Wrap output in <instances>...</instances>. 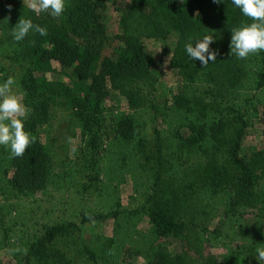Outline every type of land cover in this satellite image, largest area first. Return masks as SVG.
Segmentation results:
<instances>
[{
  "label": "trees",
  "instance_id": "16d2710c",
  "mask_svg": "<svg viewBox=\"0 0 264 264\" xmlns=\"http://www.w3.org/2000/svg\"><path fill=\"white\" fill-rule=\"evenodd\" d=\"M106 0H67L64 13L53 17L48 12L37 14L18 0L0 1V30L9 43H17L20 84L29 106L25 130L34 142L21 157L12 158L10 183L22 191L45 187L51 156L39 136V127L52 118L53 108L66 97L74 109L82 136L95 147L98 129L103 125L102 109L113 92L124 96L130 108H156L152 95L159 89L154 73L155 57L146 49L145 39L167 41L174 37L170 66L176 74L193 81L203 76L210 85L208 102L189 100L183 93L175 95L178 107L197 115L187 131L179 134V150H199L201 161L174 172L169 140L155 131L154 147L140 139L139 148L146 162L152 165L155 180L152 191L140 210L147 213L157 233L156 251L148 264H256V248L264 244V150L242 155L247 121L224 100L236 96L247 79L246 59L230 53L231 30L252 22L231 0H129L120 17L117 45L110 55L103 49L108 41ZM20 18L47 28V35L30 32L22 41H15L12 29ZM205 34L222 37L211 45L218 48L217 60L201 67L190 61L185 44ZM67 69L75 81L68 84L50 80L48 68ZM264 86V69L258 87ZM210 111L217 114L206 122ZM264 125V111H263ZM133 117L121 119L117 133L128 141L136 139ZM149 150V153H145ZM231 189L230 213L239 207L250 208L258 217L248 224L237 248L222 256L206 248L202 234L212 222V214L199 191ZM119 211L86 215L83 221L116 217ZM3 212L0 211V219ZM71 224L55 225L35 240L30 254L39 264H64L65 255L54 251L57 237L71 230ZM174 244V249L170 248ZM27 264V263H17Z\"/></svg>",
  "mask_w": 264,
  "mask_h": 264
},
{
  "label": "rangeland",
  "instance_id": "374dc122",
  "mask_svg": "<svg viewBox=\"0 0 264 264\" xmlns=\"http://www.w3.org/2000/svg\"><path fill=\"white\" fill-rule=\"evenodd\" d=\"M18 1L30 6V0ZM106 1L109 38L103 54L110 55L118 43L120 17L129 6V0ZM174 41V37L167 41L150 38L144 41L146 49L156 59L154 73L159 77V89L152 95L156 108H130L124 96L113 92L104 102L103 125L98 129L95 147L90 143V136H82L67 98H58L60 102L53 108L52 118L38 129L51 156L49 177L42 189L22 191L13 187L10 183L12 158L9 151L0 146V211L3 212L0 264H39L30 254L31 244L55 225L62 224H71V230L56 238L53 250L65 255L64 264H148L152 259L157 233L147 213L140 208L152 191L155 173L140 152L139 141L147 140L153 148L155 131L160 130L163 138L169 140L173 170L181 173L186 166L201 161L203 155L195 148L179 150V134L187 131L197 115L178 107L175 95L183 93L191 102L210 100V85L205 77L190 81L171 68ZM18 53L17 43H9L0 30V83L13 76L15 83L11 92L28 110L19 81ZM245 67L247 79L238 94L223 99L225 105H232L247 121L242 155L264 150V86L258 87L264 69V51L249 55ZM48 70L46 75L52 81L68 84L75 81L67 69L49 67ZM127 116L133 117L137 127L136 139L132 141L116 131L117 123ZM217 118V114L210 111L205 121L211 123ZM199 191L212 214L211 225L202 237L206 248L222 262V256L241 243L246 226L255 223L258 217L246 207H239L233 214L229 212L231 189L214 191L200 187ZM115 211L120 212L116 217L83 221L86 215ZM14 248L27 251L13 253L10 250ZM170 248L174 249V244H170ZM256 264H264V261L257 259Z\"/></svg>",
  "mask_w": 264,
  "mask_h": 264
},
{
  "label": "clouds",
  "instance_id": "9594fccd",
  "mask_svg": "<svg viewBox=\"0 0 264 264\" xmlns=\"http://www.w3.org/2000/svg\"><path fill=\"white\" fill-rule=\"evenodd\" d=\"M219 4L220 0H213ZM67 0H30V7L37 14L48 12L53 17H60L66 8ZM232 5L239 8L244 16L251 18L250 24L231 30L229 43L230 53L239 59H246L249 55L264 51V0H231ZM38 33L47 35V28L34 24L29 18H20L12 29L13 39L22 41L28 34ZM222 37L214 34H205L185 44V52L190 61H199L201 67L217 60L220 55L218 48L211 45ZM15 78L9 76L0 83V146H4L10 158L24 155L26 149L34 142L30 132L25 130V121L20 118L27 114L26 106L12 94L11 88ZM13 253L26 252L27 249L14 248ZM256 258L264 261V244L256 248Z\"/></svg>",
  "mask_w": 264,
  "mask_h": 264
}]
</instances>
